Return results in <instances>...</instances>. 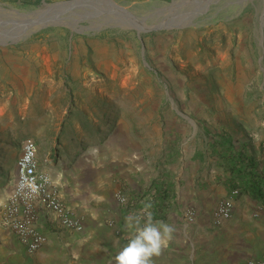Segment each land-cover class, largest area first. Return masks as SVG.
<instances>
[{
  "label": "rangeland",
  "instance_id": "374dc122",
  "mask_svg": "<svg viewBox=\"0 0 264 264\" xmlns=\"http://www.w3.org/2000/svg\"><path fill=\"white\" fill-rule=\"evenodd\" d=\"M65 1L0 0V8L26 19L43 3ZM112 1L151 23L172 2ZM200 1L184 2L174 15ZM207 1L192 24L170 30L96 31L87 22L20 30L25 35L0 45V150L10 137L13 147L19 136L54 137L67 121L81 123L82 143H90L132 108V133L141 144L158 134L150 117H162L161 138L171 148L184 142L187 153L197 138L202 147L216 137L259 143L264 152L262 0Z\"/></svg>",
  "mask_w": 264,
  "mask_h": 264
},
{
  "label": "crops",
  "instance_id": "0c3cea01",
  "mask_svg": "<svg viewBox=\"0 0 264 264\" xmlns=\"http://www.w3.org/2000/svg\"><path fill=\"white\" fill-rule=\"evenodd\" d=\"M119 116L113 129L90 143H82L84 126L71 121L54 137L43 141L40 134L33 137L38 170L49 176L61 202L82 221L83 229H65L54 214L40 209L35 226L46 242L29 255L0 225V264H114L130 238L125 217L149 201L154 221L176 229L168 247L153 258L154 264H248L264 258V213L253 216L264 206L262 145L215 137L200 147L202 138H197L186 153L184 142L174 148L166 145L160 132L164 120L150 117L152 131L158 134L147 146L133 137L132 108ZM14 139H7L0 150V207L14 188L25 138L19 136L15 148ZM89 148L93 149L87 152ZM241 157L253 162L251 173L262 187L261 196L238 192L231 217L214 226L215 208L234 190L230 184L236 169L230 167L239 166ZM117 193L126 197V204L118 203ZM188 210L193 221L185 217Z\"/></svg>",
  "mask_w": 264,
  "mask_h": 264
},
{
  "label": "built area",
  "instance_id": "2783aa9c",
  "mask_svg": "<svg viewBox=\"0 0 264 264\" xmlns=\"http://www.w3.org/2000/svg\"><path fill=\"white\" fill-rule=\"evenodd\" d=\"M237 195L238 190H233L218 203L212 214L214 226H220L231 217L233 201ZM120 197L124 196L121 193L115 194L119 204ZM40 209L54 214L65 229L76 232L83 229L82 221L61 202L49 176L38 170L35 142L25 139L21 142L14 188L0 207V225L14 234L29 255L35 254L46 242L35 226ZM259 213H264V206L258 207L253 216L257 217ZM185 217L193 221L194 214L188 210ZM248 264H264V258Z\"/></svg>",
  "mask_w": 264,
  "mask_h": 264
},
{
  "label": "water",
  "instance_id": "95a60500",
  "mask_svg": "<svg viewBox=\"0 0 264 264\" xmlns=\"http://www.w3.org/2000/svg\"><path fill=\"white\" fill-rule=\"evenodd\" d=\"M237 1L239 0L234 2ZM245 1L247 5L255 0ZM183 2L184 0H172L168 7L160 10L163 17L157 23L148 22L147 19L134 15L112 0H70L54 4L43 3L41 9L30 12L28 16H33L36 20L41 21L49 20L46 25L76 26L79 23L87 22L96 31L101 26H105L122 30H135L138 34H141L176 28L172 25H166V23L173 18V14ZM261 3L263 6L261 14L264 17V3L262 1ZM14 13L18 14L14 10L9 12L0 8V45L9 41H16L18 39L16 36L19 33V31H16L17 28L31 21L28 17L26 19H15L12 17ZM132 26H137L138 29H132ZM11 34L12 37H10Z\"/></svg>",
  "mask_w": 264,
  "mask_h": 264
},
{
  "label": "clouds",
  "instance_id": "9594fccd",
  "mask_svg": "<svg viewBox=\"0 0 264 264\" xmlns=\"http://www.w3.org/2000/svg\"><path fill=\"white\" fill-rule=\"evenodd\" d=\"M126 204V197H120ZM152 203L145 202L139 212L125 217V228L130 233L128 242L114 257V264H154L174 238L175 227L162 220L153 219Z\"/></svg>",
  "mask_w": 264,
  "mask_h": 264
},
{
  "label": "trees",
  "instance_id": "16d2710c",
  "mask_svg": "<svg viewBox=\"0 0 264 264\" xmlns=\"http://www.w3.org/2000/svg\"><path fill=\"white\" fill-rule=\"evenodd\" d=\"M237 165L231 166L230 171H235V179L231 181V187L234 190H238L239 193H249L252 196H261V185L256 179L255 173H251L254 170V164L246 157L238 159ZM234 169V170H233ZM246 178L252 179L253 182H247ZM240 180V181H238ZM233 191V190H232Z\"/></svg>",
  "mask_w": 264,
  "mask_h": 264
},
{
  "label": "bare ground",
  "instance_id": "6f19581e",
  "mask_svg": "<svg viewBox=\"0 0 264 264\" xmlns=\"http://www.w3.org/2000/svg\"><path fill=\"white\" fill-rule=\"evenodd\" d=\"M186 1L188 0H184V2L186 3ZM204 0H201L199 4L195 5L194 7H191V11L184 15L183 17H180V16H175L173 14V18L170 19L168 21V23H166V25H172L176 28H180L182 26H188L190 24L193 23L195 17L198 15V13H201V12H204L206 10H208L210 4H211V1L210 2H206V3H203ZM264 2V0H262ZM183 2V3H184ZM182 3V4H183ZM31 21H29V23H24L23 25H20L18 28H17V32L19 31L18 34H24L25 33H22L20 30L22 29H27V28H39V27H42L43 25H46L49 23V20H44V21H41V20H36L35 17L33 16H29L28 17ZM51 21V20H50ZM132 29H138L137 26H132ZM12 35V34H11ZM93 148H89L87 150V152L91 151Z\"/></svg>",
  "mask_w": 264,
  "mask_h": 264
}]
</instances>
